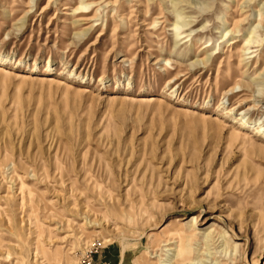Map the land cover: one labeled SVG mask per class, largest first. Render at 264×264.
Instances as JSON below:
<instances>
[{"label":"rangeland","instance_id":"1","mask_svg":"<svg viewBox=\"0 0 264 264\" xmlns=\"http://www.w3.org/2000/svg\"><path fill=\"white\" fill-rule=\"evenodd\" d=\"M0 67V264H264V0H0Z\"/></svg>","mask_w":264,"mask_h":264},{"label":"bare ground","instance_id":"2","mask_svg":"<svg viewBox=\"0 0 264 264\" xmlns=\"http://www.w3.org/2000/svg\"><path fill=\"white\" fill-rule=\"evenodd\" d=\"M85 8H87V7H85ZM81 9V8H80ZM0 73H12L10 70H5L3 67H0ZM163 102V101H162ZM230 111H232V110H230ZM230 114V113H229ZM255 130H256V132H257V134H261L262 132H264V130H263V127H261V126H257V127H255ZM38 237H39V235H38ZM183 239V238H182ZM38 247H39V244H37V249L36 250H38ZM44 249V248H43ZM41 250H42V245H41ZM45 251V250H44ZM46 252V251H45ZM42 254H43V251H42ZM45 257V256H44ZM10 255H8V257L6 258L7 259V261L6 262H9L10 261ZM0 260L1 261H4V258H0ZM53 260V259H52ZM51 260V261H52ZM173 260V259H172ZM170 261V260H169ZM53 262V261H52ZM51 263V262H50ZM167 264H168V262H167ZM170 264H174V262L172 263V262H170Z\"/></svg>","mask_w":264,"mask_h":264}]
</instances>
